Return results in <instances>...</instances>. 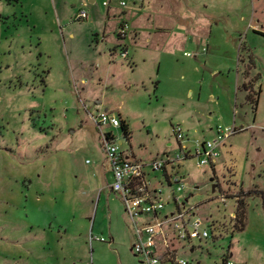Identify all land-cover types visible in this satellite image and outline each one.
<instances>
[{
  "label": "rangeland",
  "instance_id": "obj_1",
  "mask_svg": "<svg viewBox=\"0 0 264 264\" xmlns=\"http://www.w3.org/2000/svg\"><path fill=\"white\" fill-rule=\"evenodd\" d=\"M89 1L0 0V264H143L109 188L99 102L131 135L103 133L142 160L181 154L174 127L193 154L235 128L214 167L180 165L175 195L209 237L177 258L264 264V0Z\"/></svg>",
  "mask_w": 264,
  "mask_h": 264
},
{
  "label": "built area",
  "instance_id": "obj_2",
  "mask_svg": "<svg viewBox=\"0 0 264 264\" xmlns=\"http://www.w3.org/2000/svg\"><path fill=\"white\" fill-rule=\"evenodd\" d=\"M88 13L81 9L78 20H86ZM127 26L122 25L120 35L125 36ZM127 57V50L121 52ZM95 114L91 120L102 135L104 157L109 165L113 179L109 186L111 192L121 200L133 235V253L143 264H196L190 260L177 258L183 245H191L193 240L202 241L209 237V227L202 224L197 217L186 210L181 194L187 189L184 175L179 173L180 165L190 158H198V167H214L224 142L233 134L235 128H216L214 138L206 142L196 141L194 154L184 143L186 135L179 126L172 128L178 150L181 154L169 152L162 156L138 159L129 151L120 149L122 142H117L113 134H105L106 128H121V120L102 109L99 103L94 104ZM170 146V144L168 145ZM160 172L162 179L152 177ZM164 190L168 199L163 201ZM172 203L173 208L163 213L166 204ZM104 239H100V242ZM182 245V246H181ZM223 264H233L225 261Z\"/></svg>",
  "mask_w": 264,
  "mask_h": 264
},
{
  "label": "trees",
  "instance_id": "obj_3",
  "mask_svg": "<svg viewBox=\"0 0 264 264\" xmlns=\"http://www.w3.org/2000/svg\"><path fill=\"white\" fill-rule=\"evenodd\" d=\"M244 88H246V86L244 85ZM249 98H251L249 96ZM255 101V99H253ZM121 130L123 132V137L127 140V142H129L130 140V131H129V127L126 123H124L123 121H121ZM247 193H243L242 195H246ZM259 195L264 199V193L263 192H259ZM244 196H242L241 198L243 199ZM237 201V207H236V212H235V220L237 221L238 225V230L242 231L244 229L245 226V212H246V203L244 202V200H241L239 197L236 198ZM263 205H264V201H263Z\"/></svg>",
  "mask_w": 264,
  "mask_h": 264
},
{
  "label": "crops",
  "instance_id": "obj_4",
  "mask_svg": "<svg viewBox=\"0 0 264 264\" xmlns=\"http://www.w3.org/2000/svg\"><path fill=\"white\" fill-rule=\"evenodd\" d=\"M89 3H91V4L94 3V0H90ZM123 21H124V20H123ZM122 23L125 24V25L127 26L126 22H122ZM134 34H135V36H137L136 33H134ZM126 36H127V33H126ZM126 36H125V38H126ZM99 104H101V103L99 102ZM101 105H102V104H101ZM130 152H131V154H132L133 156H135L132 150H131ZM127 221H128V224H129V220H128V219H127ZM130 233H131V235H132V230L130 231ZM132 238H133V235H132Z\"/></svg>",
  "mask_w": 264,
  "mask_h": 264
},
{
  "label": "water",
  "instance_id": "obj_5",
  "mask_svg": "<svg viewBox=\"0 0 264 264\" xmlns=\"http://www.w3.org/2000/svg\"><path fill=\"white\" fill-rule=\"evenodd\" d=\"M213 190V189H212Z\"/></svg>",
  "mask_w": 264,
  "mask_h": 264
}]
</instances>
